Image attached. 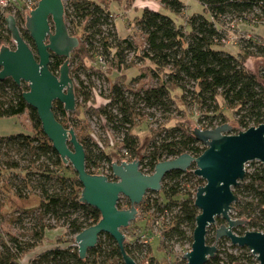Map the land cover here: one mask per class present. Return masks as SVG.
Here are the masks:
<instances>
[{
	"label": "trees",
	"instance_id": "16d2710c",
	"mask_svg": "<svg viewBox=\"0 0 264 264\" xmlns=\"http://www.w3.org/2000/svg\"><path fill=\"white\" fill-rule=\"evenodd\" d=\"M62 1L69 33L79 31L81 37V46L73 50L71 58L75 57L74 62L79 60L78 69L88 78L91 72L94 74L101 71L93 68L92 64L88 68L84 58L99 56L120 71L131 68L127 56L128 53H135L137 47L132 45L129 35L123 38L117 36L109 5L112 2H124L126 9L133 3L132 6L137 5L141 9L139 17L134 18L136 30L144 37V45L140 54L136 55L140 61L136 68H148L156 83L133 90L124 81L114 79L108 95L109 101L94 111L114 133L121 135L118 153L125 149L129 159H138L143 173H152L159 161L182 153L198 156L205 149L182 121L166 125L175 113L181 111L171 97V92L176 88L181 91L178 97L182 103L200 113L197 120L202 129L233 121L232 132L236 133L264 123V67L253 70L246 65L248 58L264 56V37H241L239 42L243 43L239 44L237 52H231L222 45L228 33L225 25H229L230 21L264 23V0H196L205 13L185 16L181 24H178L175 17H181L186 8L183 0ZM155 1L159 3L157 7L150 3ZM162 9L172 15L163 13ZM19 17L24 24V18ZM23 39L27 43L30 41L25 37ZM9 42L4 16L0 12V46H8ZM62 61L61 57L52 54L50 71L57 74ZM71 62L70 59V66ZM69 74L73 79L70 70ZM122 76L125 81L129 79L126 73ZM147 76L140 73L130 80L133 83ZM102 77L107 80L104 74ZM83 82L79 80V87L74 86V94L76 101L86 104L90 100V91ZM27 89L24 82L17 85L8 77L0 80V119L15 118L27 112L30 121V128L25 132L0 135V212L4 206L3 198L10 194L20 200H26L30 195L38 197L37 206L17 210L15 215H9V222L18 226V233L0 228V264H123L115 241L106 233L99 235L96 245L87 250L83 259L78 256L77 247L71 246L74 238L66 242L58 236L54 244L41 248L47 231L53 228L51 220L64 228L63 234L75 235L95 224L100 218V212L78 200L82 186L71 166L62 162L42 132L35 109L23 100L22 92ZM145 108L156 110L164 117L156 129H151V136L142 147L137 134L132 133L131 129L136 118L145 116ZM225 108L231 110V118L223 113ZM52 111L56 120L65 128L75 131L85 151L87 172L101 173L109 180H115L111 173V163L119 160L117 152H107L75 122L71 123L59 101L53 102ZM148 115L152 117L153 113ZM106 146H111L113 150L116 148V145H110L109 142ZM254 162L257 161L249 165ZM257 163L258 166L253 170H246L240 185L233 188L238 200L232 210L235 217L246 220L251 230L264 232V165ZM193 168L191 166L184 172L172 170L166 173L161 180L158 196L148 191L138 205L139 212L150 214L146 217L157 223L162 250H167L172 241H187L191 244L195 216L198 214L193 204L194 194L196 187L203 183L193 173ZM106 169L108 172L104 171ZM116 205L119 209L128 208L129 201L120 197ZM216 221L222 223L219 218ZM148 223L145 221L144 227L148 228ZM234 231L243 234V226ZM140 234L134 231L135 241L124 243L126 252L137 264L136 253L140 254L144 250L146 253L151 252L149 243H138ZM230 246L241 252L235 254L217 248L214 257L206 264L256 262L247 248ZM154 261L157 263L151 256L148 264H154Z\"/></svg>",
	"mask_w": 264,
	"mask_h": 264
},
{
	"label": "water",
	"instance_id": "95a60500",
	"mask_svg": "<svg viewBox=\"0 0 264 264\" xmlns=\"http://www.w3.org/2000/svg\"><path fill=\"white\" fill-rule=\"evenodd\" d=\"M5 23L14 47L0 46V80L8 77L17 85L26 83L28 89L22 92V98L35 109L42 132L62 162L69 164L76 173L82 186L78 200L100 212L95 224L74 236L79 258H85L99 235L106 233L115 241L123 264H137L125 250L126 237L122 229L137 219V206L144 195L148 191L161 190V180L166 173L184 172L194 166L193 173L203 184L196 187L194 194L193 204L198 214L190 248L181 255L185 264H206L214 257L217 247L206 242V234L217 218L224 222L215 228V240L227 238L231 245L247 248L255 257L254 264H264V232L246 230L237 235L233 228L243 226L246 220L230 216L238 200L233 188L244 179L246 165L253 161L264 165V123L236 133L232 132L230 122L208 129L194 127L190 129L191 134L205 149L198 156L182 153L159 161L150 174L140 170L138 159L113 161L111 173L115 180L101 173L91 174L85 168V151L74 130L65 128L52 111L54 101H59L67 113L75 110L69 55L78 47L79 39L67 30L63 1L39 0L26 16L25 28L33 40L35 53L20 36L12 15L5 14ZM52 54L63 59L57 74L49 69ZM120 197L128 199V208L117 207Z\"/></svg>",
	"mask_w": 264,
	"mask_h": 264
},
{
	"label": "rangeland",
	"instance_id": "374dc122",
	"mask_svg": "<svg viewBox=\"0 0 264 264\" xmlns=\"http://www.w3.org/2000/svg\"><path fill=\"white\" fill-rule=\"evenodd\" d=\"M98 1V0H93ZM183 2L186 5V8L183 11V14L181 17L177 18L175 17V20H177L178 24H181L183 21V18L186 16H189L193 13H205L203 11L202 5L197 2L196 0H183ZM151 4H154V7H157L159 4L158 2H150ZM131 3L130 6H127L128 8H124V2L117 3L112 2L109 5V10L112 15V19H114L117 36L120 37H126L127 35L130 36V39L132 41V45L136 46V52L128 53V62H130L129 69L127 71H120L116 68L110 66V64L107 62L104 64L103 68L101 69V72H95L93 69L91 71H94L95 73L91 72L90 78L85 76L80 71L77 72L76 68L78 67L79 60H73L71 62L70 71L73 74V84L74 86L79 87V80L84 81V85H87L89 91H90V100L86 104H84L82 101H76L75 100V110L73 112H68V119L71 123H74L78 125V127L83 129V132L88 134V136L95 142H98L100 145L103 146V149H105L107 152H114L116 151L118 156H120L119 149H118V139H120L119 133H114L110 128L107 122L99 117L94 110L96 108L102 106H96L99 104L100 99H106L109 101V92L110 88L112 86V81L114 79L116 81H124L125 84L128 85V88H131L133 90H137L140 87L146 88L154 85L156 81L151 77V72L148 68H136L138 63V59H136V55L140 54V50L142 49L144 45V37L141 33H139L134 25V18L139 17L141 13V9L139 6L134 5ZM137 7V8H136ZM162 12L168 15H172L169 11L162 9ZM66 22V20H65ZM231 22V23H230ZM229 25H225L226 30H228V33L226 34L225 40L222 42V45L231 52H237L239 49V44H242L243 42H239L241 37H257V35H261L264 37V23H250L249 21H230ZM234 25H233V24ZM69 25V23H68ZM104 31L107 30V27H104ZM70 29V28H69ZM103 29V28H102ZM106 34V33H105ZM104 34V35H105ZM73 35H76L79 39L80 32L74 33ZM81 43V42H80ZM75 59V58H74ZM100 59L99 56H95L93 59H87L84 58L85 65L90 68L92 63H97V61ZM135 65V66H134ZM142 65V64H140ZM248 66L253 69L257 70L261 67H264V56H258L254 58H248ZM133 67V68H132ZM120 71V72H119ZM101 73V74H98ZM126 73L127 77L129 78L127 81L123 79V74ZM140 73L146 74L147 77L139 79L137 82L131 83V78H136ZM102 74H104L107 77V80H104L102 77ZM101 75V76H98ZM161 75V74H160ZM117 76V77H116ZM116 77V78H115ZM125 77V76H124ZM161 77H164L163 75ZM130 80V82H129ZM90 81V82H89ZM129 82V84H128ZM181 94L180 89H174L171 92V97L174 99L176 105L178 106L180 113H175L171 119H169L166 122L167 126L174 125L178 121H182L189 129H192L194 127H198L202 129V125L198 123V116L199 112L195 108H188L185 106L182 101L179 99V95ZM113 113L115 112V109H112ZM145 116L136 118L134 126L131 129L132 133L137 134L140 142V146H144L147 141L149 140L151 136V129H156L158 127V124L162 123L164 117L160 112L153 110V109H146L144 110ZM153 113L152 117L148 114ZM223 113L228 117H232L231 110L225 108L223 109ZM230 123H233V121H228ZM30 128V121L28 119L27 112L24 114H21L15 118H3L0 119V135H7L12 134L16 132H25L27 129ZM78 130V128H77ZM75 132V131H74ZM108 140L113 141V145H116L113 149H111V146H106L108 144ZM143 150L141 151V153ZM140 153V154H141ZM117 158V156H116ZM133 160V159H132ZM115 161V160H113ZM258 166L257 162L252 163L247 167L248 171L253 170L255 167ZM190 169V168H189ZM188 169V170H189ZM194 169V168H193ZM246 169V170H247ZM108 172V170H104ZM203 184V183H202ZM189 185V184H188ZM187 185V186H188ZM161 192H155L156 196ZM238 197V195H237ZM38 203V197L35 195H30L28 199L26 200H20L18 198H15L11 194L7 197L3 198L2 204L4 205L1 207L0 212V228L10 231L11 233H18L19 228L18 226L12 225L11 222H9V215H13L17 210H22L24 208H32L37 206ZM138 215L136 221H133L129 224L127 228L122 229V232L125 234V242L130 241L133 242L134 236L133 232L137 231L138 233H141L142 235H145L147 238V243H149L150 251L146 253V250L143 248V252L138 254L136 253V259L139 264H148L149 257L153 256L157 263L154 261V264H185V261L182 259V254L189 250L190 245L187 241H172L169 243V247L167 250H162L160 248V235L159 230L156 222H153V219H149L146 217V214L143 212H139L140 209L137 206ZM15 215V214H14ZM234 210L231 211L230 216L232 218H238L235 217ZM145 221H148V228L144 227ZM136 222V223H135ZM224 222V221H223ZM222 222V223H223ZM51 225H53V228L47 231V234L45 236L44 241L42 242L41 248L50 246L54 244L57 237H61L62 240H65L66 242H70L71 239L74 238L75 235H65L63 234L62 227L56 225L53 220L50 221ZM221 223H216L212 226H210L207 229L206 239L209 240L208 244H215L217 248H220L222 251H230L235 254H238L241 252L238 248L231 247L230 241L227 238H221L218 240L214 239V230L216 227H218ZM137 225L140 227L138 228ZM235 228H233V232L237 235H239L237 232L234 231ZM243 230H251L246 223L243 225ZM140 239L138 238V243L140 242ZM142 243V242H140ZM71 246H75L74 241L71 242ZM255 259V258H254ZM256 261V260H255Z\"/></svg>",
	"mask_w": 264,
	"mask_h": 264
},
{
	"label": "built area",
	"instance_id": "2783aa9c",
	"mask_svg": "<svg viewBox=\"0 0 264 264\" xmlns=\"http://www.w3.org/2000/svg\"><path fill=\"white\" fill-rule=\"evenodd\" d=\"M39 0H0V12L1 15L4 16L5 19V14L12 15L15 18L25 17V14L28 15V13L34 9L37 5ZM5 25V21H4ZM6 27V26H5ZM105 62L103 59H99L97 63H92L93 68H96L101 71L103 68ZM89 102V101H88ZM108 101L106 99H100L99 104L96 106L105 105ZM119 140V139H118ZM110 145H113V141L108 140ZM128 152L125 149L120 150V158L117 162L120 161H131L132 159L128 158ZM249 163L246 165V169L248 167ZM143 240L140 239L141 242L144 244H147V238L145 235L140 234V237Z\"/></svg>",
	"mask_w": 264,
	"mask_h": 264
},
{
	"label": "flooded vegetation",
	"instance_id": "af4514ba",
	"mask_svg": "<svg viewBox=\"0 0 264 264\" xmlns=\"http://www.w3.org/2000/svg\"><path fill=\"white\" fill-rule=\"evenodd\" d=\"M26 16L27 15H25V17H24V24L23 23H21V19H20V17L18 18H15V22H16V26H17V28H18V31H19V34H20V36L23 38V37H25L26 38V40L27 39H30V41L27 43L24 39V41L29 45V47L32 49V51H34V53H35V48H34V43H33V40H32V38L30 37V35H29V33H28V31H27V29L25 28V18H26ZM4 21H5V19H4ZM5 26H6V23H5ZM7 29V28H6ZM68 30V29H67ZM7 31H8V35H9V37H10V42H9V45H8V47H10V48H13L14 47V42H13V40H12V38H11V34H10V32H9V30L7 29ZM69 32V31H68ZM71 34V33H70ZM71 35H73V34H71ZM75 36V35H74ZM77 37V36H76ZM79 39V38H78ZM28 41V40H27ZM80 42H81V39H79V45H78V47H80L81 45H80ZM77 47V48H78ZM72 53H73V51L70 53V55H69V69H70V59H71V61L73 62V60H74V58L75 57H72L71 58V55H72ZM76 70H77V72H79L80 71V69H78V67L76 68ZM73 81V80H72ZM220 219V218H219ZM222 220V219H221ZM222 222H223V220H222ZM246 223V222H245ZM237 228V227H236ZM255 258V257H254Z\"/></svg>",
	"mask_w": 264,
	"mask_h": 264
},
{
	"label": "crops",
	"instance_id": "0c3cea01",
	"mask_svg": "<svg viewBox=\"0 0 264 264\" xmlns=\"http://www.w3.org/2000/svg\"><path fill=\"white\" fill-rule=\"evenodd\" d=\"M246 65L248 66V59L246 60Z\"/></svg>",
	"mask_w": 264,
	"mask_h": 264
}]
</instances>
